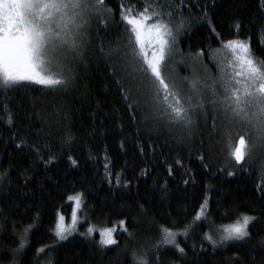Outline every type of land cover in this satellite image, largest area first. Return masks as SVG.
Masks as SVG:
<instances>
[{"label": "trees", "instance_id": "trees-1", "mask_svg": "<svg viewBox=\"0 0 264 264\" xmlns=\"http://www.w3.org/2000/svg\"><path fill=\"white\" fill-rule=\"evenodd\" d=\"M120 2L109 0L108 6L118 10ZM128 3L143 7L139 0H125L126 6ZM190 4L191 11L185 9L183 15L192 20V25L178 36V47L183 53L175 62L179 77L203 76L200 63L187 58L201 48L207 52L209 45L212 50H221L222 42L230 39L250 38L254 56L264 59V7L259 0H190ZM201 8L207 12V18ZM116 20L120 21L119 15ZM237 23L239 29L235 27ZM96 36L93 33L94 46L100 40L105 44L117 39L124 42L127 32L118 23L100 31L99 40ZM181 60L184 62L180 63ZM204 65L213 77L220 75L209 57L204 58ZM5 106L13 112L12 124L7 122ZM60 106H65L68 121L63 119V113L57 117L56 109ZM136 116L141 121L139 125L129 116L119 86L99 57L90 77L67 93L49 91L30 81L10 90L0 84V172L8 174L6 182L0 181V264H134L132 252L140 255L160 238L156 223L182 232L193 221L205 196L210 198L208 211L217 227L233 222L234 216L225 215L228 208L254 216L264 214L258 199L260 193L255 188L258 177L227 167L228 162L217 151H208L207 139L203 148L197 138L178 144L181 130L175 128L173 135H169L159 120H152L150 107L145 106ZM68 122L76 137L71 145L62 143ZM154 128H159L162 135H153L149 141L146 130ZM204 131L206 138L210 129ZM21 138L38 146L49 143L56 162L45 167L30 149L21 153L16 147ZM202 153L206 156L203 163L198 159ZM42 155L47 160L49 153ZM105 155L112 164V183L105 178ZM69 156L77 161L76 166ZM225 167L236 174L228 176L226 171L218 170ZM145 169L148 174L141 175ZM115 174L120 175L119 185L115 183ZM185 180L189 183L185 184ZM164 187L166 193L162 191ZM78 193H83V220L68 240L58 242L54 231L58 215H71L73 203L68 197ZM121 220L126 221L125 225L119 224ZM29 224L35 227L23 241L24 249L14 253ZM197 224L200 226L190 230L187 237L177 236L187 258L168 245L162 246L158 262L148 252L150 264H191L192 260L196 264H262L264 251L252 252L244 242H229L213 252L203 234L215 236V229L204 220ZM90 226L116 227L119 247H101L98 230L80 235ZM123 227L133 235L129 236ZM250 230L254 239L264 237L258 225L250 226ZM39 248L45 251L38 254Z\"/></svg>", "mask_w": 264, "mask_h": 264}, {"label": "snow or ice", "instance_id": "snow-or-ice-1", "mask_svg": "<svg viewBox=\"0 0 264 264\" xmlns=\"http://www.w3.org/2000/svg\"><path fill=\"white\" fill-rule=\"evenodd\" d=\"M108 2L0 0V84L5 90H10L30 81L49 91L67 93L90 77L93 63L99 57L119 86L134 123H141L136 113H142L143 108L148 106L152 110V120H159L169 135H173L175 128L181 130L178 144L183 145L197 138L203 148L207 139L208 151H217L220 158L228 162L227 167H236L243 174L259 178L255 188L260 193V205L264 207V59L254 56L250 38L222 42L227 53L223 57L218 55L219 50H212L210 45L207 52L203 48L199 49L187 59L193 63L199 62L204 75L181 78L175 69L176 57L183 56L178 47V36L192 25V20L183 15L185 9L190 12L193 7L190 0H139L143 4L142 8L130 3L126 6L125 0H121L118 10L109 7ZM259 2L264 7V0ZM204 8L201 11L207 18ZM117 15L120 17L119 22L116 20ZM118 23L127 32L124 42L117 39L105 44L100 40L94 46L93 33L97 34L96 39L99 40L100 31H106L110 25ZM235 27L239 29L241 26L237 23ZM205 57L215 62L220 73L218 77H213L204 65ZM87 91V84H84V94ZM5 113L7 122L12 124L13 112L5 106ZM61 113L63 119L68 121L65 106L56 109L57 117ZM206 129L210 131L205 138ZM146 131L149 141L153 135H162L159 128ZM75 140L71 123L68 122L65 124L62 143L71 145ZM16 147L21 153L25 148L30 149L45 167L57 160L47 142L38 146L36 143L29 144L27 138H21ZM139 150L142 152L143 147L140 146ZM42 152L49 153L47 160ZM68 159L73 166L77 165L71 156ZM198 159L203 163L206 156L202 153ZM104 160L105 178L108 183H112L111 161L107 155ZM204 167L208 166L205 164ZM227 167L218 170L234 176L236 173L227 171ZM168 173H172L170 166ZM147 174L146 169L141 171V175ZM7 175V172H0V181L6 182ZM115 183L120 184L119 174H115ZM184 183L188 184L189 181L185 180ZM27 184L28 179H25V186ZM124 187H127V183ZM162 191L166 193L167 188L164 187ZM68 199L75 201L72 223L67 226L65 217L58 215L54 229L58 242L68 240L77 231V211L84 206L83 193L69 196ZM209 199L207 196L203 198L198 213L182 232L156 223L160 238L140 255L133 251L134 264H150L146 258L149 251L158 262L162 246L168 245L174 246L183 258H187L185 248L177 242V236L187 237L190 230L195 231L200 226L197 222L201 220L220 233L217 238L208 233L203 234L213 252L226 247L229 242H244L252 252L264 251V237L256 240L250 230V226L258 225L259 230L264 232V214L254 216L228 208L225 209V215L234 216L233 222L217 227L215 221L210 219ZM125 223L124 220L119 222L121 226ZM33 227L34 224L25 227L21 235L22 243L13 250L14 253L24 249L23 241H26ZM93 231V228H89L80 235L87 236ZM123 231L128 232L127 227H123ZM115 232V228L100 232L101 247H119ZM128 235L133 234L128 232ZM201 250L205 251L203 248ZM44 251L45 248L37 249L38 254ZM191 264H196V261L192 260Z\"/></svg>", "mask_w": 264, "mask_h": 264}, {"label": "rangeland", "instance_id": "rangeland-1", "mask_svg": "<svg viewBox=\"0 0 264 264\" xmlns=\"http://www.w3.org/2000/svg\"><path fill=\"white\" fill-rule=\"evenodd\" d=\"M218 55L223 57V56H226L227 53H226L225 49L222 48L221 50L218 51ZM75 196H76V195H75ZM75 196H73V197H75ZM72 203H73V210H74V208H75V201L72 200ZM81 209H82V208H81ZM81 209H80L79 211H77V225H76V228H78L79 223L83 220L82 217H81V214H80ZM72 212H73V211H72ZM71 215H72V213H71ZM71 215H70L69 217H66V216L63 215V216L65 217V224H66L67 226H70L71 223H72ZM90 228H93L94 230H98L99 233H100L102 230L107 229V228H96V227H94V226H90ZM108 228H115V229H116V227H108ZM74 233H75V232H74ZM215 234H216V235L213 236V237H214V238H217L218 235H219L220 233H218V232L215 230ZM114 236H115V233H114ZM115 238H116V236H115ZM100 239H101V236H100ZM109 246H110V245H109Z\"/></svg>", "mask_w": 264, "mask_h": 264}]
</instances>
